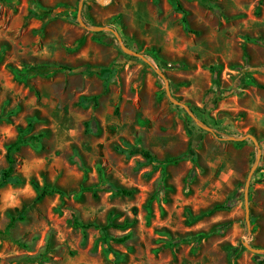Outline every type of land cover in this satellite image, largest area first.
<instances>
[{
	"label": "rangeland",
	"instance_id": "374dc122",
	"mask_svg": "<svg viewBox=\"0 0 264 264\" xmlns=\"http://www.w3.org/2000/svg\"><path fill=\"white\" fill-rule=\"evenodd\" d=\"M81 1L0 0V174L28 140L0 186V232L25 209L0 264H264L246 247L264 249V0L83 1L88 27L146 61L82 27ZM42 65L68 70L24 73ZM246 136L248 204L258 148L229 140ZM34 179L64 195L37 202Z\"/></svg>",
	"mask_w": 264,
	"mask_h": 264
},
{
	"label": "trees",
	"instance_id": "16d2710c",
	"mask_svg": "<svg viewBox=\"0 0 264 264\" xmlns=\"http://www.w3.org/2000/svg\"><path fill=\"white\" fill-rule=\"evenodd\" d=\"M176 1V0H175ZM179 10L184 12L183 9L179 5ZM37 16H41L40 13H35ZM130 57V56H129ZM68 70L67 67L64 66H51V65H42V66H31V67H25V74H30V75H41V76H49L52 74H56L59 71H64ZM261 88L264 89L263 85H260ZM37 139H40V137H37ZM28 140L26 138H23L22 136L19 137L14 143L10 144L7 148V155H6V160H7V168L1 171L0 174V186H5L7 184H10L12 182H20L19 177L16 175V159H15V154L18 153L21 149L22 146L27 144ZM127 144V143H126ZM142 155L144 158L151 164H154L158 166L162 162L159 161L156 157H154L149 151L143 150ZM32 185L35 188L37 192V197L36 201L41 202L43 201L47 196L52 195L53 193H59L61 196L64 195L63 191L57 188H53L50 186L46 185H40L35 179L32 180ZM107 186L111 190L114 191L116 195H121V196H132L134 194V190H129L126 188H123L121 186L115 185V184H110L107 183ZM25 209L23 210H17L18 215L12 217V221L10 224L7 226L6 230L2 233L0 232V236H7L10 237L12 229L15 227V224L17 223L18 220H24L25 219ZM75 224L77 227L82 228L84 231L90 229V228H98L101 230V232L104 235V240L108 244L110 242H117V243H125L130 239V235H126L121 238H114L109 234V228L112 226V223L108 226H99L96 224H83L80 221H75ZM110 251V250H109Z\"/></svg>",
	"mask_w": 264,
	"mask_h": 264
},
{
	"label": "water",
	"instance_id": "95a60500",
	"mask_svg": "<svg viewBox=\"0 0 264 264\" xmlns=\"http://www.w3.org/2000/svg\"><path fill=\"white\" fill-rule=\"evenodd\" d=\"M83 1H84V0L81 1V3H80V7H79V11H78V21H79V23L81 24L82 27H84L86 30L91 31V32H111V33H114L115 36L117 37V39H118L120 45H121L122 50H123L127 55H130V56H132V57H137V58H140V59H143L144 61H146L143 55H141V54H139V53H137V52H135V51H133V50L127 48V47L124 45L122 38L120 37V35H119L117 32H115V30H113V29H111V28H109V27H97V26H95V27H88V26L84 23V21L82 20ZM96 1H98L99 3H102V4H106V3L109 2V1L104 2L103 0H96ZM158 73H159V75L165 80V83H166V92H167V95H168L170 101H171L174 105L179 106V107H182L183 109H185V111L189 114V116L195 121V123H196L199 127H201L202 129H204V130H206V131H208V132H211V133L215 132L211 127L207 126L204 122L200 121V120L195 116L194 112L191 110L190 107H188V106L185 105L184 103H181L180 101H178L177 99H175V98L173 97V95H172V93H171V90H170V83H169V81L167 80V78L165 77V75H164L162 72L158 71ZM247 139H252V140L254 141V143L256 144V146H257V148H258V152H259L258 157H257V160H256V163H255V166H254V168L252 169V171H251V173H250V175H249V178H248V181H247V185H246V190H245V193H246V203L248 204L250 182H251V178H252V176H253V174H254V172H255V170H256L258 164H259V160H260V158H261V149H260V147H259V143H258V141H257L254 137L246 136V137H241V138H235V137H230V138H229V140H231V141H235V142H242V141H245V140H247ZM246 247H247L251 252H253V253L264 255V249H260V248L255 249V248H252V247H250V245H249L248 243L246 244Z\"/></svg>",
	"mask_w": 264,
	"mask_h": 264
}]
</instances>
